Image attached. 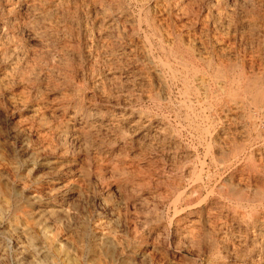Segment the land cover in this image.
Instances as JSON below:
<instances>
[{"label":"rangeland","instance_id":"374dc122","mask_svg":"<svg viewBox=\"0 0 264 264\" xmlns=\"http://www.w3.org/2000/svg\"><path fill=\"white\" fill-rule=\"evenodd\" d=\"M263 111L264 0H0V264H264Z\"/></svg>","mask_w":264,"mask_h":264},{"label":"bare ground","instance_id":"6f19581e","mask_svg":"<svg viewBox=\"0 0 264 264\" xmlns=\"http://www.w3.org/2000/svg\"><path fill=\"white\" fill-rule=\"evenodd\" d=\"M19 143V142H18ZM33 148V147H32ZM37 148V147H36ZM32 152V151H31ZM23 153V152H22ZM25 153V152H24ZM3 154V153H2ZM30 154H32V153H30ZM37 155V154H36ZM30 156V155H29ZM38 180V179H37ZM42 181V180H41ZM55 181V180H54ZM43 182V181H42ZM55 182H57V181H55ZM40 183V182H39ZM5 184H7V183H5ZM23 185V184H22ZM52 185H53V183H52ZM64 185H65V183H64ZM5 186V185H4ZM37 186H38V184H37ZM5 187H7V186H5ZM9 187V186H8ZM8 187H7V189H8ZM11 187V186H10ZM9 187V188H10ZM19 187V186H18ZM49 187V186H48ZM15 188V187H14ZM35 188V187H34ZM41 188V187H40ZM20 189V188H19ZM21 189H23V188H21ZM52 189V188H51ZM8 190H10V189H8ZM36 190V189H35ZM48 192L50 191V190H47ZM60 191V190H59ZM66 191V190H65ZM9 192V191H8ZM22 192V191H21ZM40 192V191H39ZM43 192V191H42ZM20 193V192H19ZM46 193V192H45ZM58 193V192H57ZM1 195H2V193H0ZM25 194V193H24ZM52 194V193H51ZM34 195V194H33ZM41 195V194H40ZM42 195H44V194H42ZM46 195V194H45ZM44 195V196H45ZM69 195V194H68ZM71 195V194H70ZM3 196V195H2ZM31 196V195H30ZM29 196V197H30ZM61 196V195H60ZM34 197V196H33ZM41 197V196H40ZM5 198H7V197H5ZM28 199V198H27ZM38 199V198H37ZM30 200V199H29ZM41 200V199H40ZM51 200V199H50ZM22 201H25V200H22ZM35 201V200H34ZM33 201V202H34ZM38 201V200H37ZM65 201V200H64ZM26 202V201H25ZM32 202V203H33ZM43 202V201H42ZM55 202V201H54ZM41 203V202H40ZM53 203V202H52ZM37 204V203H36ZM39 204V203H38ZM43 204V203H42ZM40 205V204H39ZM64 205V204H63ZM25 206V205H24ZM32 207V206H31ZM42 212H46V213H49V212H51L53 209H52V204H49V203H45V205L44 206H42ZM59 208V207H58ZM23 209V208H22ZM32 209V208H31ZM30 209V210H31ZM40 210V209H39ZM24 211V210H23ZM36 212V211H35ZM26 213H29V211L28 212H26ZM25 213V214H26ZM37 213H38V211H37ZM40 213V212H39ZM31 214V213H30ZM34 215H36V214H34ZM31 216V215H30ZM118 217V216H117ZM39 218V217H38ZM41 223V222H40ZM45 226V225H44ZM56 228V227H55ZM8 229V228H7ZM54 229V228H53ZM52 230V229H51ZM97 232V231H96ZM25 233H27V232H25ZM75 233V232H74ZM73 233V234H74ZM91 233V232H90ZM98 233H99V231H98ZM42 234V233H41ZM80 234V233H79ZM26 236V235H25ZM105 236V235H104ZM64 237V236H63ZM73 237V236H72ZM42 238V237H41ZM69 238H70V236H69ZM98 238V237H97ZM110 238V237H109ZM76 239H77V237H76ZM41 240V239H40ZM44 240V239H43ZM79 240H81V239H79ZM79 240H77V241H79ZM72 241V240H71ZM73 242V241H72ZM96 242V241H95ZM79 243H80V241H79ZM101 243V242H100ZM115 243V242H114ZM76 244H77V242H76ZM81 244H83V243H81ZM96 244V243H95ZM74 245V244H73ZM40 246V245H39ZM78 246H80V245H78ZM91 246H92V244H91ZM43 247V246H42ZM41 247V248H42ZM50 247V246H49ZM53 247V246H52ZM87 247V246H86ZM79 248V247H78ZM82 248V247H81ZM85 248V247H84ZM107 248V247H106ZM111 248H113V247H111ZM134 248V247H133ZM33 249V248H32ZM64 249V248H63ZM122 249V248H121ZM79 250V249H78ZM78 250H77V252H78ZM92 250V249H91ZM120 250V249H119ZM38 251V250H37ZM42 251V250H41ZM115 251H117V250H115ZM121 251V250H120ZM129 251V250H128ZM69 252V251H68ZM110 252V251H109ZM112 252V251H111ZM110 252V253H111ZM118 252V251H117ZM28 253V252H27ZM44 253V252H43ZM79 253V252H78ZM77 253V254H78ZM82 253V252H81ZM121 253V252H120ZM145 253V252H144ZM5 254V253H4ZM29 254H32V253H30L29 252ZM116 254V253H115ZM17 255V254H16ZM78 255H81V254H78ZM77 255V256H78ZM93 255V254H92ZM98 255V254H97ZM104 255H105V253H104ZM117 255V254H116ZM42 256V255H41ZM90 256V255H89ZM20 257V256H19ZM65 257V256H64ZM68 257V256H67ZM96 257V256H95ZM119 257V256H118ZM123 257V256H122ZM141 257H142V255H141ZM1 258V257H0ZM16 258V257H15ZM66 258V257H65ZM85 258V257H84ZM105 258V257H104ZM2 259V258H1ZM76 259V258H75ZM80 259V258H79ZM97 259V258H96ZM127 259H128V256H127ZM127 259H125V260H127ZM143 259V258H142ZM91 260V259H90ZM37 261V260H36ZM85 261V260H84ZM83 261V262H84ZM101 261V260H100ZM120 261V260H119ZM32 262H34V261H32ZM96 262V261H95ZM102 262V261H101ZM108 262V261H107ZM117 262V261H116ZM124 262V261H123ZM31 263V262H30ZM38 263H39V261H38ZM78 263H79V261H78ZM109 263V262H108ZM82 264V263H81ZM86 264V263H85ZM95 264V263H94ZM98 264V263H97ZM101 264H103V263H101ZM137 264V263H136ZM141 264H142V262H141Z\"/></svg>","mask_w":264,"mask_h":264},{"label":"built area","instance_id":"2783aa9c","mask_svg":"<svg viewBox=\"0 0 264 264\" xmlns=\"http://www.w3.org/2000/svg\"><path fill=\"white\" fill-rule=\"evenodd\" d=\"M258 127H259L260 132L262 134V137L264 139V111L260 114V117L258 120Z\"/></svg>","mask_w":264,"mask_h":264}]
</instances>
